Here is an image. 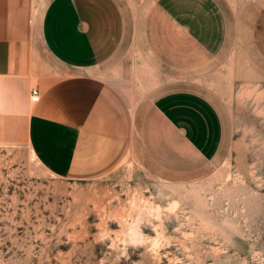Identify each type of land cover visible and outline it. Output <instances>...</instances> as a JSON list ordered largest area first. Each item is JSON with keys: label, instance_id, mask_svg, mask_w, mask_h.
I'll return each mask as SVG.
<instances>
[{"label": "crops", "instance_id": "crops-1", "mask_svg": "<svg viewBox=\"0 0 264 264\" xmlns=\"http://www.w3.org/2000/svg\"><path fill=\"white\" fill-rule=\"evenodd\" d=\"M222 12L217 0H0V134L62 177L191 170L224 138L206 89Z\"/></svg>", "mask_w": 264, "mask_h": 264}, {"label": "rangeland", "instance_id": "rangeland-1", "mask_svg": "<svg viewBox=\"0 0 264 264\" xmlns=\"http://www.w3.org/2000/svg\"><path fill=\"white\" fill-rule=\"evenodd\" d=\"M217 1V154L74 179L0 134V264H264V0Z\"/></svg>", "mask_w": 264, "mask_h": 264}, {"label": "built area", "instance_id": "built-area-1", "mask_svg": "<svg viewBox=\"0 0 264 264\" xmlns=\"http://www.w3.org/2000/svg\"><path fill=\"white\" fill-rule=\"evenodd\" d=\"M30 98L33 101L38 100L39 98V89L37 87H32L30 91Z\"/></svg>", "mask_w": 264, "mask_h": 264}, {"label": "clouds", "instance_id": "clouds-1", "mask_svg": "<svg viewBox=\"0 0 264 264\" xmlns=\"http://www.w3.org/2000/svg\"><path fill=\"white\" fill-rule=\"evenodd\" d=\"M107 238L106 234L101 233L100 235V241L103 242ZM131 243L135 244L137 241L135 239L130 241Z\"/></svg>", "mask_w": 264, "mask_h": 264}]
</instances>
